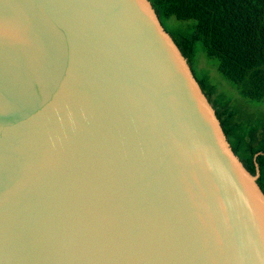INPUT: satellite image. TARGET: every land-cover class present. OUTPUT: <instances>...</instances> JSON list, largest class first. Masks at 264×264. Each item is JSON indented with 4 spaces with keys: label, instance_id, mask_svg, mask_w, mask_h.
I'll return each instance as SVG.
<instances>
[{
    "label": "water",
    "instance_id": "1",
    "mask_svg": "<svg viewBox=\"0 0 264 264\" xmlns=\"http://www.w3.org/2000/svg\"><path fill=\"white\" fill-rule=\"evenodd\" d=\"M151 0H0V264H264V191Z\"/></svg>",
    "mask_w": 264,
    "mask_h": 264
},
{
    "label": "trees",
    "instance_id": "2",
    "mask_svg": "<svg viewBox=\"0 0 264 264\" xmlns=\"http://www.w3.org/2000/svg\"><path fill=\"white\" fill-rule=\"evenodd\" d=\"M209 98L235 153L264 191V115L212 80L215 65L244 99L264 101V0H151ZM203 54L209 59L202 62ZM215 59L217 63H212Z\"/></svg>",
    "mask_w": 264,
    "mask_h": 264
},
{
    "label": "rangeland",
    "instance_id": "3",
    "mask_svg": "<svg viewBox=\"0 0 264 264\" xmlns=\"http://www.w3.org/2000/svg\"><path fill=\"white\" fill-rule=\"evenodd\" d=\"M208 57L203 54L202 62L206 64V61L208 62ZM212 63H217L215 59H211ZM212 71V80L218 84L219 88L221 90H226L234 96L235 100L238 103H243L246 105V107L251 111L255 113H262L264 115V101H256V100H247L242 97L237 87L233 85V83L225 77L220 71L217 69L215 65L211 67Z\"/></svg>",
    "mask_w": 264,
    "mask_h": 264
}]
</instances>
